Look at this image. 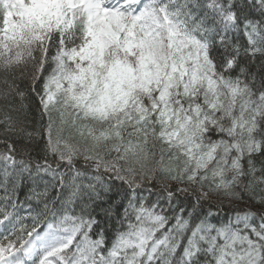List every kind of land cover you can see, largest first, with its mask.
Returning a JSON list of instances; mask_svg holds the SVG:
<instances>
[{
    "label": "snow or ice",
    "instance_id": "obj_1",
    "mask_svg": "<svg viewBox=\"0 0 264 264\" xmlns=\"http://www.w3.org/2000/svg\"><path fill=\"white\" fill-rule=\"evenodd\" d=\"M0 264H264V0H0Z\"/></svg>",
    "mask_w": 264,
    "mask_h": 264
}]
</instances>
